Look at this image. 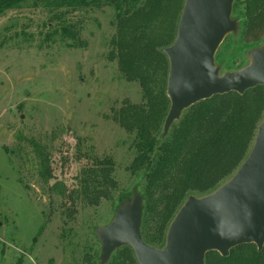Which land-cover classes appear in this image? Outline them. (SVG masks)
I'll list each match as a JSON object with an SVG mask.
<instances>
[{
	"label": "rangeland",
	"instance_id": "1",
	"mask_svg": "<svg viewBox=\"0 0 264 264\" xmlns=\"http://www.w3.org/2000/svg\"><path fill=\"white\" fill-rule=\"evenodd\" d=\"M87 1L59 8L27 1L0 14V264H140L132 246L103 262L99 230L137 195L142 224L146 217L154 225L160 209V191L149 181L154 162L139 151L136 131L114 120L117 110L143 106L159 90L121 74L108 57L116 7ZM185 1L154 0L146 14V0H137L131 11L143 14L123 25H146L169 47ZM233 3L237 30L215 57L221 75L249 65L261 45L244 36L250 2ZM73 23L80 33L69 37L62 29ZM165 118L156 138L177 144L179 119L164 135ZM106 158L110 169L100 163Z\"/></svg>",
	"mask_w": 264,
	"mask_h": 264
},
{
	"label": "trees",
	"instance_id": "2",
	"mask_svg": "<svg viewBox=\"0 0 264 264\" xmlns=\"http://www.w3.org/2000/svg\"><path fill=\"white\" fill-rule=\"evenodd\" d=\"M27 1L56 8L89 4L87 0H0V14ZM100 1H107L117 10L118 35L111 39L108 57L118 62L119 71L127 78L139 79L144 85L148 84L145 88L154 85V91L159 90L143 106L126 105L117 110L114 120L136 131L139 151H147V158L151 159L148 165L154 162L149 181L160 191V209L153 219L155 226L148 224L145 217L141 232L146 242L163 244L166 231L188 194L213 192L246 160L264 117V85L249 89L244 95L229 92L195 103L179 119L181 135L178 143L164 140L160 144L156 133L171 108L166 90L170 63L163 52L168 45L155 39L146 25H123V22L129 24L141 16L140 9L131 11L137 0H94L97 4ZM248 1L251 8L246 14L244 36L247 42H261L262 45L264 0ZM145 6L146 14L156 8L154 0H146ZM62 30L69 37L80 33L74 23ZM100 163L110 169L114 162L106 158ZM205 258L206 264H264V248L259 251L256 244L249 243L233 247L226 257L212 251Z\"/></svg>",
	"mask_w": 264,
	"mask_h": 264
},
{
	"label": "water",
	"instance_id": "3",
	"mask_svg": "<svg viewBox=\"0 0 264 264\" xmlns=\"http://www.w3.org/2000/svg\"><path fill=\"white\" fill-rule=\"evenodd\" d=\"M234 0H186L176 40L164 48L170 68L167 96L170 110L164 121L166 135L174 122L195 103L214 95H240L264 85V43L251 52L252 61L221 75L216 52L226 34L237 30L232 19ZM142 197L123 205L115 219L99 230L101 259L116 249L132 246L140 264H206V254L226 257L233 247L254 243L264 248V117L244 163L213 192L190 196L180 206L157 248L142 236Z\"/></svg>",
	"mask_w": 264,
	"mask_h": 264
}]
</instances>
